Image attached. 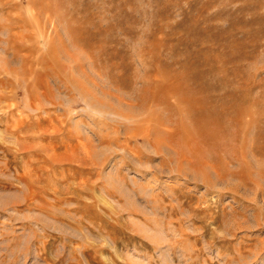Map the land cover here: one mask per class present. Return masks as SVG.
Segmentation results:
<instances>
[{
  "label": "rangeland",
  "instance_id": "1",
  "mask_svg": "<svg viewBox=\"0 0 264 264\" xmlns=\"http://www.w3.org/2000/svg\"><path fill=\"white\" fill-rule=\"evenodd\" d=\"M0 264H264V0H0Z\"/></svg>",
  "mask_w": 264,
  "mask_h": 264
}]
</instances>
